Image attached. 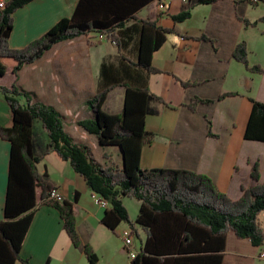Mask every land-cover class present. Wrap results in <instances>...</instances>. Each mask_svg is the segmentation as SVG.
Returning <instances> with one entry per match:
<instances>
[{
	"label": "crops",
	"instance_id": "1",
	"mask_svg": "<svg viewBox=\"0 0 264 264\" xmlns=\"http://www.w3.org/2000/svg\"><path fill=\"white\" fill-rule=\"evenodd\" d=\"M78 1L31 0L17 9L12 14L9 47L23 49L61 19H70ZM184 3L185 0H153L136 13L139 19L154 21L158 27L174 31L166 34L162 47L152 54V67L161 74L148 75L132 64L138 60L140 29L126 22L113 32L118 45L108 39L97 41L96 36L102 34L96 33L62 41L39 60L25 65L17 75L7 72L0 78V87L10 88L15 84L36 100L53 107L62 115L64 131L76 145L87 146L93 159L101 165L108 164L103 156L107 153L111 162L122 166L118 147L101 148L95 136L77 125L92 118L86 102L97 93L100 80L119 84L107 94L104 111L109 114L123 111L124 85L131 88L146 85L166 106L151 104L155 112L145 118L144 129L152 134V139L142 146L140 167L201 173L213 181L220 193L236 201L242 193L241 187L255 185L250 178L255 162L260 173L258 182L264 180V142H249L243 138L251 113L249 99L264 103V75L251 74L232 59L231 54L235 46L244 41L251 66H264V21L255 27H245L242 22L264 17V9L259 16L254 13L258 4L253 5L248 0H219L211 5L196 6L191 18L174 23L171 16L178 15ZM259 3L264 6V0ZM158 4H163L166 10L161 11ZM202 36L213 43L202 40ZM102 64L105 66L103 75ZM178 80L188 83L187 86L183 87ZM226 94L232 95L218 99ZM192 98L213 103H200L191 111L187 105ZM8 107L0 96V126L4 128L13 123ZM47 139L40 123H34L33 144L37 154L47 148ZM257 148L263 152L250 150ZM9 154L10 144L0 139V221L4 216ZM37 169L39 174L49 177L62 198L71 202L77 199L73 203L76 230L80 240L88 243L97 255L98 264H130L119 237L127 226L120 224L112 233L100 224L105 208L95 202L97 195L90 192L83 178L55 152L44 155ZM261 214L264 211L258 221ZM259 224L261 226L260 221ZM137 231L142 243L145 234L140 229ZM217 247L218 243L213 240L212 251L195 255L203 258L216 254ZM260 249L229 233L222 264H257ZM19 256L29 264H88L85 255L67 236L58 211L43 205L32 217ZM182 264H214V261L206 257L197 259L196 263Z\"/></svg>",
	"mask_w": 264,
	"mask_h": 264
},
{
	"label": "trees",
	"instance_id": "2",
	"mask_svg": "<svg viewBox=\"0 0 264 264\" xmlns=\"http://www.w3.org/2000/svg\"><path fill=\"white\" fill-rule=\"evenodd\" d=\"M30 1L6 0L4 8L0 9V78L7 72L17 75L25 65L39 60L57 43L79 36L102 34L118 45L113 32L124 27L126 22H132L140 29L138 60L132 64L148 75L162 73L152 67V54L162 47L166 34L174 31L136 16L153 0H79L70 19H61L40 39L23 49H11L8 44L13 29L12 14ZM217 1L187 0L180 13L171 19L174 23L183 22L191 18L196 6H207ZM242 22L245 27H255L258 21ZM200 38L213 43L204 36ZM247 52L246 43L242 41L235 46L231 57L251 74L264 75V66H251ZM104 68L102 64V75ZM178 82L183 87L188 84ZM114 85L100 80L97 93L86 102L92 118L79 122L77 126L95 136L101 148L118 147L123 153L122 166L111 162L107 153L103 156L108 164L101 165L93 159L87 146L76 145L64 131L62 115L53 107L36 100L15 84L10 88L0 87V96L8 104L13 120L9 128L0 126V139L10 144L4 216L0 221V264H15L17 261L29 264L21 260L20 248L34 213L42 205L58 211L73 246L85 255L88 264H98L97 255L88 243L80 240L76 230L73 203L77 199L71 202L62 197L61 201L51 198V191L56 189L54 184L46 174L37 172L42 157L50 152H55L67 162L83 178L93 195L106 201L108 208H105L100 224L112 233L120 224H126L132 238L136 239L139 236L137 229L145 234L139 252L130 264L196 263L197 259L205 260L206 257L213 259L214 264H222L225 239L229 233L264 249V233L258 221L259 214L264 211V180L258 182V163L255 162L251 168L250 178L255 185L241 187L242 193L236 201L220 193L213 181L201 173L141 168L142 146L152 139V134L144 129L145 118L155 112L151 104L166 106V103L151 93L146 85L138 88L124 85L123 111L106 113L104 103L107 94L119 84ZM229 95L232 94L218 99ZM249 100L251 113L243 138L249 142H264V103ZM200 103L208 105L213 101L192 98L187 108L195 111ZM37 122L48 136L47 148L40 154L35 152L33 144V125ZM124 198L135 199L140 204L133 221L123 205ZM213 240L219 246L215 249L216 254L205 258L195 255L212 251Z\"/></svg>",
	"mask_w": 264,
	"mask_h": 264
},
{
	"label": "built area",
	"instance_id": "3",
	"mask_svg": "<svg viewBox=\"0 0 264 264\" xmlns=\"http://www.w3.org/2000/svg\"><path fill=\"white\" fill-rule=\"evenodd\" d=\"M185 2H186V0H185ZM248 2L253 4V5H257V4H259L260 0H248ZM5 3H6L5 0H0V9L4 8ZM158 7L161 11L166 10V7L163 4H158ZM105 39H107L106 35L96 36V40L99 42L103 41ZM50 196H51V198H53L55 200L61 201V196L59 195V192L56 189L51 191ZM95 202L98 205H100L101 207H104L106 209L108 208L106 201L99 199L98 196L96 197ZM119 237L122 241L124 254L126 255V257L129 260H132L133 258L136 257L138 251L136 250V248L134 246V242H133V238H132V235L130 233V230L127 228V229L121 231ZM259 258L264 259V252L260 254Z\"/></svg>",
	"mask_w": 264,
	"mask_h": 264
},
{
	"label": "rangeland",
	"instance_id": "4",
	"mask_svg": "<svg viewBox=\"0 0 264 264\" xmlns=\"http://www.w3.org/2000/svg\"><path fill=\"white\" fill-rule=\"evenodd\" d=\"M261 6V7H260ZM263 9H264V6L263 5H260V3L258 4V8L254 11V13L255 14H259V16H261V14H262V12L261 11H263ZM261 18H264V17H261ZM261 18H259L258 20H256V21H258V22H261L260 21V19ZM264 21V20H263ZM254 22V21H253ZM258 22H257V24H258ZM256 24V25H257ZM251 151H253V152H260V153H262L263 152V150L261 149V148H257V149H250ZM123 205H124V207L126 208V210H127V212H128V214H129V218H130V220L131 221H133V220H135L136 219V216L138 215V207H137V205H138V202H137V200H135V199H129V198H124L123 199ZM259 221H260V223H261V229L263 230V233H264V214L262 215H260V218H259ZM122 225H125V226H127L126 224H122ZM121 233V232H120ZM134 240H133V242H134V246L136 247V249H139L140 248V245H141V242L138 240V239H136V237H134L133 238ZM264 252V249H260V251L258 252V254H259V256H260V254L261 253H263ZM124 256H125V254H124ZM259 256H258V258H259ZM125 259L128 261L129 259L125 256ZM123 260V261H126V260ZM130 261V260H129ZM257 264H264V259H258V261H257Z\"/></svg>",
	"mask_w": 264,
	"mask_h": 264
},
{
	"label": "water",
	"instance_id": "5",
	"mask_svg": "<svg viewBox=\"0 0 264 264\" xmlns=\"http://www.w3.org/2000/svg\"><path fill=\"white\" fill-rule=\"evenodd\" d=\"M120 153H121V160H122V165H123V153L120 151Z\"/></svg>",
	"mask_w": 264,
	"mask_h": 264
}]
</instances>
